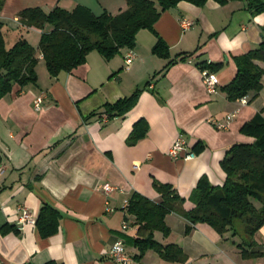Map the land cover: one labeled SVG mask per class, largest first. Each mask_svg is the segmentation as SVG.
Returning a JSON list of instances; mask_svg holds the SVG:
<instances>
[{
    "label": "crops",
    "instance_id": "1",
    "mask_svg": "<svg viewBox=\"0 0 264 264\" xmlns=\"http://www.w3.org/2000/svg\"><path fill=\"white\" fill-rule=\"evenodd\" d=\"M2 1L0 23L8 49L21 38L34 48L39 45L42 31L19 21L23 9L48 13L83 5L99 16L116 15L128 5L127 0ZM244 8L242 1L220 5L209 0L203 7L180 2L163 12L154 28L169 47V59L152 53L157 37L149 30L139 31L132 50L123 49L110 61L93 51L85 64L56 78L50 77L39 53L37 85L15 84L0 99V264H119L110 254L118 240L124 243L128 264H248L237 246L242 240L232 231L220 235L199 223L186 235L188 221L177 213L165 218L169 236L156 232L155 239L181 247L187 261L168 262L154 250L137 258L139 226L126 206L135 193L161 202L154 186L158 182L173 186L185 199L184 209L191 210L190 196L200 178L222 186L226 174L221 161L227 151L254 141L240 129L264 109V78L261 91L248 93L245 102L230 100L223 91L237 74L234 58L264 41V14L254 16ZM184 19L193 22L190 28H183ZM50 30L47 25L45 31ZM130 52L134 60L126 66ZM170 61L174 63L162 71ZM204 62L223 63L215 72L220 85L214 95L207 93L197 66ZM147 81L149 86L125 116L86 119L107 102L144 88ZM41 94L40 111L34 101ZM227 115L234 116L223 130L210 123L211 118L224 122ZM142 118L149 124L147 136L129 145L134 124ZM179 137L196 154L194 159H184L186 152L177 160L169 155ZM104 184L120 190L107 197ZM44 205L61 214L59 232L48 238L36 226ZM21 208L29 209L32 223H21ZM125 221L130 222L126 231ZM3 227L10 231L2 234ZM254 240L252 250L263 252L264 226ZM256 259L264 264V258Z\"/></svg>",
    "mask_w": 264,
    "mask_h": 264
},
{
    "label": "trees",
    "instance_id": "2",
    "mask_svg": "<svg viewBox=\"0 0 264 264\" xmlns=\"http://www.w3.org/2000/svg\"><path fill=\"white\" fill-rule=\"evenodd\" d=\"M209 0H127V8L113 15L103 12L95 15L91 9L78 5L72 11L55 7L46 13L41 8L26 9L19 14V21L26 28L41 30L37 48L25 39H19L12 48L6 47L3 25L0 23V99L20 87L37 85L36 67L40 61L39 53L51 78L61 72H72L86 63L89 53L96 51L105 60L110 61L121 53V50H132L136 45L139 31L149 30L157 37L152 53L160 58L169 59L167 44L155 31V23L162 13L177 7L180 2H188L203 7ZM211 1V0H210ZM220 5L232 1H242L245 10L252 15L264 14V0H214ZM0 0V11L3 8ZM50 25L52 30L45 31ZM183 58L182 60H184ZM237 74L223 91L230 100H240L248 93L258 94L264 78V41L253 50L234 58ZM174 61H170L162 71H166ZM262 64V65H261ZM200 70L209 69L218 72L223 63L204 62L197 65ZM137 88L131 96L107 102L93 111L86 119H114L123 117L136 106L142 91L148 87ZM149 124L140 119L134 124L127 142L135 145L147 136ZM240 132L254 139L251 143H237L230 147L221 161L226 180L222 186L212 185L207 177L200 178L190 201L194 207L186 211L185 199L170 184L155 182L154 186L161 195L162 201L133 194L127 206V213L135 217L138 224V235L134 244L139 250L137 258H142L148 250H154L168 262L184 263L187 255L175 244L164 245L156 241L155 233L169 236L171 229L165 222L170 213L183 216L188 225L185 234L191 233L199 224H207L220 235L233 232L238 234V223L243 227L244 239L237 246L243 258H264V251H253L257 246L255 234L264 226V109L252 120L246 122ZM202 147H199L200 150ZM197 149V147H196ZM61 214L56 208L44 205L36 220V226L43 238L59 232ZM10 228L3 227L5 234ZM45 264H59L55 261Z\"/></svg>",
    "mask_w": 264,
    "mask_h": 264
},
{
    "label": "built area",
    "instance_id": "3",
    "mask_svg": "<svg viewBox=\"0 0 264 264\" xmlns=\"http://www.w3.org/2000/svg\"><path fill=\"white\" fill-rule=\"evenodd\" d=\"M193 22L190 20L184 19L182 21V26L183 28H190L192 26ZM134 53L130 52L125 60L126 66H129L133 60H134ZM201 76L203 79V84L205 86V89L208 94L214 95L218 92V88L220 85V80L218 76L215 74V72L210 71L209 69H203L201 70ZM43 100H44V95L41 94L39 95L35 101H34V107L36 110H40L43 108ZM242 102H245V98H242ZM234 115H227L226 119L224 122H220L214 118L210 119V123L217 129L223 130L227 128V124L230 122V120L233 118ZM183 152H186V156L184 159L189 160V159H194L196 157V154L189 148V145L184 141L182 137H179L176 142L172 145L169 155L172 158H179ZM3 173L2 168L0 167V175ZM120 190L118 187L112 186L110 184H104L103 185V192L104 194L108 197L113 194V192H116ZM128 206V204L126 205ZM29 209L27 208H21L22 214L20 217V221L23 225L27 223H32L33 219L31 216V213L28 211ZM129 221H125V223L122 226L123 230H127L129 227ZM110 254L116 262L119 264H128L130 261V258L126 255V250L124 247V243L121 240H118L113 244V247L111 248Z\"/></svg>",
    "mask_w": 264,
    "mask_h": 264
},
{
    "label": "rangeland",
    "instance_id": "4",
    "mask_svg": "<svg viewBox=\"0 0 264 264\" xmlns=\"http://www.w3.org/2000/svg\"><path fill=\"white\" fill-rule=\"evenodd\" d=\"M238 234H237V238L240 240H243L245 235L243 233V227L240 225V223H238ZM231 236V235H230ZM244 263H248V264H256L257 259L256 258H242ZM239 261H242L240 258H238Z\"/></svg>",
    "mask_w": 264,
    "mask_h": 264
}]
</instances>
